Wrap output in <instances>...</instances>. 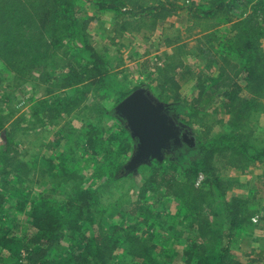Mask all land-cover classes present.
<instances>
[{"label":"rangeland","instance_id":"1","mask_svg":"<svg viewBox=\"0 0 264 264\" xmlns=\"http://www.w3.org/2000/svg\"><path fill=\"white\" fill-rule=\"evenodd\" d=\"M95 1L82 0L79 4L84 11L82 18L89 41L109 63V73L114 77L109 81L111 86L105 84L99 90L92 88L87 96L72 98L77 88L63 90L59 82L47 80V72L54 74L65 66L64 58L69 51L70 55L77 52L69 44L66 36L69 28L64 23L57 32L66 39L64 45L48 42L42 45L37 31L27 35L28 30L19 28L21 35L15 40L17 47L0 52V152L9 150L6 157L0 155V191L11 193L14 190L29 201L48 194L52 200L65 204L78 190H96L98 209H95L94 223L88 225V230L95 235L124 239V230L116 229L115 225L122 222L126 225L136 217L145 218L149 223L141 222L135 230L151 234L149 243L159 248L156 252L164 255L166 264H185L183 250L208 227L216 233L228 229L225 202L235 201L238 206L247 204L249 213H240L244 222L232 243V259L241 264H264V157L255 158L256 149H264V89L253 92L247 88L245 70L249 56L255 59L264 55V0H235L229 9L216 12L214 16L220 25L212 31L218 39L211 40L203 38L201 27L190 29L194 17L188 10L189 5L207 7V0H178L183 9L177 13H163L155 25L147 14L131 17L129 8L118 13L99 9ZM258 1L263 4L257 6ZM128 16L134 25L145 27L137 32L124 29L122 21L117 24L122 17ZM248 19L253 25L246 24ZM3 24L0 22V28ZM259 30L262 35H258L257 42L255 37ZM244 31L250 32L249 40L257 42L249 56L244 40L237 37ZM23 46L26 48L21 52ZM47 47L50 49L45 53ZM24 61L30 69L20 67ZM168 62L174 64V76L181 88L162 92L158 78ZM232 64L240 66L232 73L244 89L240 100L246 104V99L253 97L262 104L237 127L233 122L238 117L235 115L239 107L232 104L233 109H227L223 97L199 112L191 109L200 89L219 74L220 66L229 70ZM116 83L121 87L115 86ZM139 88L146 89L156 104H163L176 126L188 133L195 143L191 144L180 135L176 143L164 150L161 159H150L132 168L128 165L138 150V139L116 109L124 98ZM19 116H23L24 121L14 124ZM95 130L100 132L95 135ZM231 132L245 136V142L252 146L250 154L247 159L243 158L245 160L238 154L228 153L227 159L219 153L209 155L211 175L220 180L208 184L205 182L208 176L203 172L201 181L200 175L194 179L195 188L203 192L199 202L185 203L173 194H165L151 182L146 199L152 203L153 213L145 216L134 206L140 188L159 165L177 162L179 170H183L180 153L185 152L190 162L199 161L202 144H210ZM92 135L97 142L95 140L94 146L88 147ZM231 159L236 166L231 164ZM10 160L16 166L7 167ZM60 171L59 177H55V172ZM178 177H183L181 171ZM11 204L14 206L12 218L26 224L28 219L25 211H20L21 204ZM23 231L21 228L17 233L22 235ZM34 232V228L27 229L28 234ZM81 235L64 231L52 254L61 256ZM206 235L202 238L211 237L210 232ZM116 250L118 253L113 261L118 260V264L135 262L136 258L123 251V247Z\"/></svg>","mask_w":264,"mask_h":264},{"label":"trees","instance_id":"2","mask_svg":"<svg viewBox=\"0 0 264 264\" xmlns=\"http://www.w3.org/2000/svg\"><path fill=\"white\" fill-rule=\"evenodd\" d=\"M81 1L0 0V22L4 23L0 28V34L2 35L0 52L10 51L12 47H17L18 43L15 40L21 35L18 32L19 28L28 30L27 35L30 32L37 31L39 40L43 41L42 45H46L47 42L64 45L66 44V39L63 36H59L57 32L62 23L67 25L69 31L66 36L69 38L70 46L74 49L76 48L77 52L70 55L69 51V54H66L67 57L64 58L65 66L54 74L47 72L46 78L49 81L59 82V87L63 90L77 88L72 98L79 97L82 94L87 96L92 88L99 90L105 84L110 85L109 81L114 80V77L109 73L110 66L105 55L98 51L88 39L89 36L85 30L86 25H84L85 20L82 18L84 11H82V6L79 4ZM207 1L209 3L207 7L188 6L189 13L194 17L190 29L201 27L204 39H218L217 35L212 31L220 25L214 15L218 11L229 9V5L235 0ZM95 4L99 9H111L118 13H122L124 8H129L131 17L147 14L153 18L152 25L156 24L157 18L163 13H177L184 7L178 0H124L123 2L122 0H96ZM261 4H263L261 1L256 3L257 6H261ZM119 17L121 16L119 15ZM250 18L253 20V17ZM251 19L246 20V24L253 25ZM121 21L124 29H132L139 32L145 27L140 24L134 25L129 16L122 17L117 24ZM50 31L53 34L49 35ZM258 35H262L260 30L255 37L257 42L259 41ZM48 36L52 37V39L49 40ZM237 37L244 40L245 51L249 56L250 49H253L257 42L254 44L248 39L250 37V32L248 31L242 32ZM25 48L26 46L21 47L20 51L24 52ZM49 49L47 47L45 53ZM15 54H17L16 51ZM16 56V58H19L18 55ZM20 65V67L30 69L26 61ZM239 67L237 64H232L229 70H225L223 65L220 66L219 74L210 79L209 85L206 87L203 85L202 88L199 86L201 89L194 98L191 109L199 112L217 101L219 97H223L227 109H233L232 104H236L235 108L239 107L235 115L238 116L236 118L237 122H235L236 120L233 122L236 127L246 118H249L256 109L259 110L262 104L257 102L255 98H247L246 104L244 100H240L244 89L232 74ZM245 70L248 75L247 88H251L253 92L255 90H263L264 55L262 54L255 59L249 56ZM174 72L175 66L173 63L168 62L165 64L163 74L158 78L162 92L181 88V84L175 78ZM115 86L121 87L118 83ZM79 89L81 91L78 93L77 90ZM123 93L121 91V94ZM242 103L245 104L244 107L241 106ZM119 115L125 121V118L121 114ZM22 121H24L23 116H19L15 119L14 124ZM120 128L122 130V127ZM123 131L125 130L123 129ZM94 132L96 135L100 131L95 130ZM95 135L90 137L88 144L90 146L88 147L94 146ZM251 147L245 142L243 134L231 132L220 136L210 144H202L199 149V154L202 157L199 161L190 162L185 152L180 153V163H184L185 168L179 170L180 164L177 162H168L166 166L159 165L156 171L152 172V176L148 177L149 180L140 188L138 199L134 202V206H137L145 216L153 213V205L146 199V192H148L151 182L158 185L157 188L163 190L165 194H173L185 201V203L193 205V202H199L202 199L203 192L195 188L194 179L203 172L208 176L205 181L208 184H213L214 180H220L218 176L214 177L215 175H211L212 165L209 155L219 153L223 159H227L229 154H238L241 159H247V154H250L249 148ZM6 151L9 152L7 149ZM7 152H0V155L6 157ZM255 156L258 159L263 158L264 149H256ZM231 162L232 165H237L232 159ZM14 166L16 165H14L13 160H10L7 164V167ZM52 171H54V166H52ZM180 171L183 173L182 178L178 177ZM60 174L61 171L55 172V177L58 178ZM98 197L99 193L96 190H78L68 202L61 204L57 200H52L48 194H42L29 201L27 197H19V194L14 190L11 193L0 191V264H118V260L113 261L112 258L114 257L113 259H115L117 256L115 255L118 253L116 249H119V247H123V251L136 258L133 264H166L164 263V255L156 252L159 248L149 243L148 239L152 238L151 234L146 230L141 232L137 229V231L135 230L141 222L149 223L145 218L139 219L136 217L134 221L129 220L126 225L125 222L116 224V229L124 230V239L119 236L114 238L112 235L107 234L103 236L92 234L88 230V225L94 223L93 216L96 212L95 209H98L96 206ZM13 202L14 205H17V203L21 204L20 211H25V216L28 219L26 224L21 223L19 219H13L10 215L13 214L14 210V206L11 204ZM246 206H238L235 201L225 202L224 208L228 229L220 233L211 231L210 227H208V230H204L197 240L192 241L183 250L184 263L241 264L232 259L231 248L237 230L244 222L240 213L243 211L246 215L249 213ZM249 216L250 214H248ZM12 221L14 223H11ZM21 228L25 232L23 231V234L19 235L17 231ZM30 228H34L35 232L28 234L27 229L29 230ZM64 231H71L75 234L82 233V235L67 252L61 256H55L52 254V250L60 241L61 234ZM209 232L210 238H202V236H207L206 234ZM147 235L148 238L146 237ZM137 259H140V261Z\"/></svg>","mask_w":264,"mask_h":264},{"label":"water","instance_id":"3","mask_svg":"<svg viewBox=\"0 0 264 264\" xmlns=\"http://www.w3.org/2000/svg\"><path fill=\"white\" fill-rule=\"evenodd\" d=\"M116 110L138 139V150L129 167L134 168L150 159H161L164 150L176 143L180 135L191 144L195 143L188 133L176 126L164 105L156 104L144 88L130 93Z\"/></svg>","mask_w":264,"mask_h":264},{"label":"built area","instance_id":"4","mask_svg":"<svg viewBox=\"0 0 264 264\" xmlns=\"http://www.w3.org/2000/svg\"><path fill=\"white\" fill-rule=\"evenodd\" d=\"M202 179H203V175H200V179L199 180L201 181Z\"/></svg>","mask_w":264,"mask_h":264}]
</instances>
